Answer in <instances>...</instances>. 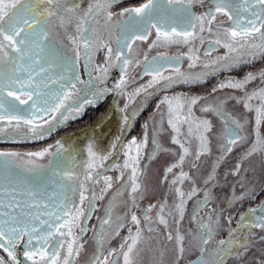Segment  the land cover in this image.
Returning <instances> with one entry per match:
<instances>
[{"label": "snow or ice", "instance_id": "snow-or-ice-1", "mask_svg": "<svg viewBox=\"0 0 264 264\" xmlns=\"http://www.w3.org/2000/svg\"><path fill=\"white\" fill-rule=\"evenodd\" d=\"M112 3L113 0H93L86 9L81 10L73 0H0V69L11 67L12 73L5 77L3 71H0V122H6L12 129L11 132H6L5 128L0 127V134L8 135L12 139H43L45 135H50L58 124L67 121L70 117L75 119L84 111L85 105H96L102 101L111 89H94L84 98L83 103L75 106L66 103L74 93L79 92L77 83H84L74 72L75 63L82 55L86 62L91 63L95 53L103 49L106 52L105 64L94 65L95 70L101 73L97 79L105 80L110 69L119 66L122 75L115 89L118 94L123 95L128 82L129 69L138 67L141 63L134 56L132 46L137 41H146L152 34V29L155 30L156 38L149 45V49L173 44L190 45L189 68H194L199 61V56L195 54L194 42L197 39L202 42L205 31L212 33V24L217 16H227L234 25L232 28L224 29V35L228 38L226 41L219 38L209 41L210 44L222 45L227 52L203 64L202 67L206 71L199 73L181 71L180 56L167 57L158 54L149 59L145 54L142 61L143 75L149 76L150 80L136 89L135 95L150 94L148 90L157 85H163L168 89L178 84L202 83L207 76L215 75L220 71H231L241 63L250 62L242 60L243 55L253 59L258 55L264 56V0H251V2L243 0L240 7H243L244 12L250 13L251 19L242 18L240 7L234 6L232 0H212L207 6L208 10L201 14H196L193 9L197 4L203 5L204 0H166L161 15H157L161 11L157 0H146L139 7L124 9L119 16L127 18L117 22H113L114 13L109 10ZM256 5H259V11L256 10ZM102 14L109 32L108 39L100 34L97 27H89V21H92L93 25L98 24V18ZM113 28L123 34V38L120 34H116V43L119 47L115 52L110 43L114 34ZM69 29L72 31L69 32ZM61 32L68 41L67 44L56 40V36ZM257 37L259 43L250 42ZM65 48L72 53L74 60L66 57ZM166 64L171 66L170 69ZM165 71H169V75H164ZM16 73H25L26 78L21 79ZM91 74L92 72L89 71V75ZM258 77L264 85V71H261L258 75L249 72L242 80L222 81L213 89V92L225 88L242 92L243 95L236 99L245 109L255 112L256 139L245 158L258 151H264V139L259 132L261 122L264 121V87L250 92L247 89V86ZM73 79L76 83H73ZM5 92L7 97L12 98L11 101L6 100ZM200 99L201 97H187L183 94L171 97L166 95L157 106L158 109L161 105L166 106L167 123L174 133L171 143L177 145L179 151L165 148L154 134L152 139L154 147L150 159H155L162 151L175 157L174 162L165 168L163 179L177 197L178 202L172 206L179 217L177 222L184 218L187 200L199 191L193 186L186 193L181 187L186 180L195 185L193 177L184 171L186 158L192 154L191 138L198 141L197 151L194 154L195 161H199L202 156L212 151L211 140L207 134L212 131L213 125L210 120L196 117L193 112V106ZM129 100L131 101V96ZM124 110L121 109L122 112ZM201 111L214 113L223 121L225 142L221 145V156L224 157L233 150L239 140L243 139L238 130H242L244 125L226 112L222 104L207 105L202 107ZM128 122L129 117L125 115L124 123ZM45 125L47 128L44 127ZM185 125L187 134L182 140L181 136L184 133L181 129ZM119 143L117 137L116 142L111 146L112 151L116 150ZM147 145L148 135L145 133L142 142L137 143L133 139L123 146L126 159L118 179L123 180L124 170L130 169L125 188L129 191L134 207H138L137 194L142 193L140 177L143 175V170L140 168V162ZM87 152L89 157L86 164L87 171L78 175L72 168L61 167L56 163L54 158L63 157L65 153L71 158L69 148L60 141L54 146L49 145L36 152L22 154L0 151V250H3L9 258L6 260L0 255V264H20L17 249L24 243L27 247L23 255L32 261V264H74L75 258L84 247L82 236L88 231L84 222L90 218L87 213H90L94 207L86 195L89 191L87 182L99 184L101 179L104 181L100 194L97 195L93 191L91 200L103 199L104 194L113 187L112 177L100 175L96 171L103 167V162L112 153L101 154L95 150L93 143L88 144ZM38 160H46V162L38 163ZM72 162L75 163L74 158ZM216 163L219 164L220 160L218 159ZM116 167L121 168L120 165ZM192 167H197L195 162ZM240 167L239 164L236 166L237 175ZM210 178L214 179L211 176ZM69 192L71 195L68 194ZM77 195L78 203L75 200ZM139 198H142V195ZM86 200L89 201L87 210L84 208ZM209 202L210 193L206 191L204 198L199 201L198 208L203 210ZM168 208L166 201L156 205L150 204L144 209V227L149 232L158 230L152 227L151 214L155 209L159 224L168 228L169 221L166 219ZM250 211L255 213L257 210ZM260 211L264 213V203L260 205ZM167 215L171 216L172 212L167 211ZM123 219L117 217V220ZM193 220L198 225V233L193 234L192 246L201 255L191 261V264H212L204 253L207 252L208 245L215 235L213 217L211 213L201 217L198 212H194ZM243 220L242 216L241 221ZM113 223V217L106 209V218L102 221L101 231L97 233L99 256L94 255L91 264H119L116 249L110 250L108 256L103 253L105 233L111 230ZM229 223H231L230 218ZM131 224L135 227V232L132 227L128 228L129 234L124 238L119 249L124 264H134L133 254L143 238L141 218L135 212L131 215ZM215 224H219V219L215 220ZM105 225L108 226L107 229L103 227ZM123 227H125L123 223L117 224L114 235H119ZM252 227L264 229V215H261L259 222ZM76 230L79 235L76 234ZM167 239L177 241V264H179L185 252V236L177 231L174 237L169 231ZM234 243L233 240L217 241L219 251L215 252V264H224V258L232 252ZM226 244L229 247L225 248ZM240 247L246 249L247 245L240 243ZM62 251L66 252L63 257ZM109 256L113 257L111 261Z\"/></svg>", "mask_w": 264, "mask_h": 264}, {"label": "flooded vegetation", "instance_id": "flooded-vegetation-1", "mask_svg": "<svg viewBox=\"0 0 264 264\" xmlns=\"http://www.w3.org/2000/svg\"><path fill=\"white\" fill-rule=\"evenodd\" d=\"M73 2L77 3L80 6L81 10H84L87 8V6L90 3L93 2V0H73ZM145 2L146 0H113L111 8L109 9L114 13L113 22H117L120 19L127 18V17L119 16V13H121L124 9L139 7L141 4ZM157 3L159 5V8L161 9V11L157 13V15H161L163 14L162 10L165 8L166 0H157ZM211 3L212 0H204V4L203 5L197 4L194 7L193 11L196 12V14H201L208 10L207 6L210 5ZM232 3L234 6L240 7L243 4V0H232ZM255 7L257 11L260 10L259 5H256ZM240 16L242 18L246 17L247 19L252 18L250 13L243 11V7H240ZM98 19H99V23L95 25H93L92 21H89V27L92 26L97 27L100 34L105 39H108L109 32L106 27V21L103 14ZM246 22L247 20L245 19V23ZM217 25H220V27H217ZM212 27L216 28L219 31L224 32L225 28H232L234 27V25L232 21L228 19L227 16L218 15L216 21L213 22ZM71 31L72 29H69V32ZM112 32L114 34L111 36L110 43H111V47L115 52L116 49L119 47L116 43V34H120L122 38H123V34L120 33L118 29L115 28L112 29ZM151 33L152 34L148 37L146 41H137L132 46L134 56L138 58L141 61V63L138 67L134 66L133 68L129 69V75L127 77L128 82L125 86L123 95L118 94L115 89V85L119 83L122 75L119 66L111 68L105 80L101 81L97 79V77L100 76L101 73L95 70L94 65L103 66L105 64L106 52L103 49L98 50L95 53V56L91 63L86 62V59L82 55L81 59L75 63L78 66V68H80V71L77 72L76 70H74V72L76 71L75 74L79 75L80 80H82L84 83L83 84L77 83V89H79V92L74 93L73 97L70 100L66 101V103L68 105L75 106L83 103L84 98H86V96L94 89H99V88L111 89V91L106 94L105 98L102 101H99L96 105H85L84 111L79 115H77L75 119L70 117L67 121L58 124L53 129L51 134L45 135L43 139H29V140H23L19 138L12 139L8 135L0 134V151L19 152L20 147H23L24 149L26 145L29 148V150L35 148L37 142L38 143L46 142L47 147L51 144L54 146L57 141L62 142L66 148H69L71 152V158L67 153H65L63 157H57L54 159L56 163L60 164L61 167L72 168L78 175L83 173L81 161L83 160V158H88V152L86 153L82 152V149L87 150V146L89 143H93L95 145V150H97L101 154L107 155L109 152L112 153L111 156L106 160L102 170L98 171L97 173L103 176L112 177L113 187L109 189L106 197H103V199H96L91 202L94 205V207L90 213H87L90 218L84 222V224L87 226L88 229L86 234L82 236V242L84 244V247L83 249L80 250L79 256L75 258L74 264H91L94 255L99 256V252L97 251V247H98L97 233L101 231L102 221L104 218H106V209L110 211L114 223L111 226V230L105 233V240L103 243V253L105 256H108L110 250L116 249L117 250L116 258L118 259L119 264H124L123 256L120 255L119 253V248L120 245L124 242V238L127 237L129 234L126 233L127 231L125 229H127L128 220L131 223V217L129 216L127 219L124 218L123 220H117V217L123 218L122 216L123 213L117 210L115 206L113 207V203L115 205L116 204L129 205L131 210L130 215H132V210L134 209V206L131 200L125 202H121V201L119 202V200L111 201L109 199L112 198L115 193H120V192L124 193L128 191L126 190L125 185L128 180V172H130V169L124 170L125 171L124 178L123 180H120L118 179V177L120 176L121 168L116 167V165L120 164L122 161L126 159L124 153H122L123 146L126 145L127 142L131 141L132 139H136L139 142L143 141L144 135L146 133V129L148 132V126L147 128H145V125H147L148 123V121L145 119L147 112L146 107H148V103H150L149 105H152L154 101L153 99H151V101L148 102L149 95L145 93L135 95V90L140 88L142 85H145L148 82V79L150 78L149 76L143 75L144 64L142 61L144 55L147 54L149 59H151L152 57H156L158 54L166 55L167 57L180 56L181 71L199 73L202 71H206V69L202 67L203 64L211 62L213 60V57L215 58L218 54H224L226 52L225 48L222 45L210 44L209 41L212 40L208 39L204 41V43H199L197 45L196 54L199 56V61L197 62L196 67L189 68V63H190L188 59L189 48H187V45L173 44L170 46H165V47L157 46L149 49L148 47L149 44L151 45L152 40H154V38L156 37V33L154 29L151 30ZM203 34H204L203 36H205L203 39L209 36L207 31H205ZM56 40L63 41V43L65 44L68 43V41L65 39L63 32H61L59 35L56 36ZM250 42L259 43L260 41L259 38L257 37L256 39H253ZM186 48L188 49V51ZM64 53L66 57L68 56V59L74 60L72 53L68 51L67 48L64 49ZM247 56L248 55H243L241 59L246 61ZM259 57L260 56L258 55L256 58H254V60L258 59ZM262 60H264V56L262 57ZM245 65L246 63H241L239 67H235V68L241 69ZM166 67H169L170 69L171 66L166 64ZM89 71L92 72L91 75H89ZM221 72L222 71L217 72L215 75L207 76L205 78V81L202 83H195L190 85H186V84L175 85L176 91L192 92L193 94L194 93L198 94V97L205 99L209 95L206 93L209 91V88L212 85L213 81H215V79L217 78L216 75L220 74ZM10 74H12L11 71L4 73L5 77H7ZM16 75L20 76L21 79L26 78L25 73H16ZM164 75H169V71H165ZM73 83H76L75 79H73ZM4 96L6 100L11 101L12 98L7 97L6 92ZM130 96H131V101L129 100ZM103 103L108 104V107L103 109V113L97 116V119L93 122L91 126L83 128L80 132L75 131L73 134H71L72 130L76 129V127L78 126H81L84 117H87L89 113L92 114L93 110L95 109L94 107H99V105ZM126 105L127 107L125 108ZM21 107H25V106H21ZM119 107H123V109L125 110L120 113L117 110ZM205 114L208 117H210L209 115L210 113H205ZM125 115L129 117V122L127 124H125L124 120L121 119V118L124 119ZM141 118L144 119L142 120ZM53 123H55V121H53ZM156 126H163V122H158ZM0 127L5 128L6 132L12 131V129L9 128L6 122H0ZM44 127L47 128V125H45ZM90 134H93L94 137L90 138V142L87 143L88 136ZM120 135H122V137L120 138V143L117 145L116 148L117 153H114V151H112L111 146L113 143H115V140ZM143 157L144 159L147 157V153L145 149L143 151ZM73 158L75 163L72 162ZM37 162L45 163L46 160L45 161L38 160ZM101 181L102 183L99 184H94L93 182L91 184L92 192L95 191L97 195H98L97 190L100 189L102 186H104L103 183L104 181L102 179ZM111 191L114 192V194ZM68 194L71 195L70 192ZM75 200L77 203L79 202L77 198H75ZM262 203H264V198L257 205H254L253 207L248 209L247 214L244 215L245 216L244 219L247 218L248 215H250V217L251 215H253L259 222V218L261 217V215H264V213L260 211V205ZM251 209H256L257 211L255 213H252L250 211ZM119 223H123L125 227L120 229L119 235H114L116 231V226ZM103 227L106 229L108 228V226L106 225ZM141 227L143 228V238L141 242L138 244L137 249L133 254L134 264H143L144 257L142 259V256L144 252H147L146 244L149 235L146 232V227H144L142 224ZM133 232H135L134 226H133ZM76 234L79 235V232L77 231ZM26 247L27 245L26 243H24L21 244L17 249V255H18V259L20 260V264H32V261L28 260L23 255V252ZM65 254H66L65 251L61 252L62 257ZM0 255H3L6 260L9 259L7 257V254L4 253L3 250H0ZM112 259L113 257L109 256V260L111 261ZM189 263H191V261L188 262L187 264Z\"/></svg>", "mask_w": 264, "mask_h": 264}, {"label": "trees", "instance_id": "trees-1", "mask_svg": "<svg viewBox=\"0 0 264 264\" xmlns=\"http://www.w3.org/2000/svg\"><path fill=\"white\" fill-rule=\"evenodd\" d=\"M157 96V95H156ZM152 97V95L150 96ZM158 97H155L157 99ZM154 99V100H155ZM225 101V100H224ZM146 112V120L150 121L156 114H161V117L157 120L159 122H163V126H155L153 128L152 134H156L157 138L159 139L160 143L165 148L174 149L176 151H179L177 145H173L171 143V138L174 135L169 125H167V111L166 109H159L158 111L153 113V104L149 105ZM108 104L103 103L99 105V107H94L92 114H88L87 117H84L81 123V126L76 127V129L71 131V134H73L75 131L80 132L83 128L91 126L93 122L97 119V116L101 115L103 113V109L107 108ZM226 112L230 113L234 118L238 119V113H232V110H229V107L227 109H224ZM210 117H208V120L211 121L213 126L220 124V136H219V142L212 148L210 155L212 161V173L211 174H217L221 175L219 178L217 177V181H220V178L226 179V183L223 187H231V197H234L237 195V192H235L237 186H241L242 188V194L240 192L238 195H241V198L238 200V205L231 208H220V204H216L215 211L213 212L211 210L212 204H209L206 208H203V210H200L198 208L199 201H201L203 195L196 199L195 203H193V206L188 207V211L184 212V218L180 223H176L177 220H179L178 214L175 212L174 208L172 207L175 202V196L173 197L172 194L168 195L165 190L163 191V185L164 183V175L159 174L160 171L164 168H166L170 163L174 162L175 157L172 156L168 152H161L155 159H150V156L152 154L151 152L147 153V157L144 160V170L146 174V183L145 187L142 185V193H138V199L136 203H141L143 201H147L148 203H151L152 205H156L159 203L167 202L169 208L166 209V219L169 221L168 228H165L163 225L159 224L158 218H157V212L154 209L152 212V227L154 230L152 232H149L146 228V232L149 235V238H147V244L146 249L147 252L143 253L142 259L144 257L143 264H162L163 261L166 260L167 253L165 252L168 248H171L172 241L167 239V233L169 231L172 232L171 226L173 225L174 228L180 229V234L185 236V241L190 237V235L198 233V225L197 223L192 220L193 216L192 214L194 212H198L199 216H207L211 213L214 221V231L215 235L213 237L212 242L208 245V254L210 255V261H212V264H215V252L218 251L217 247V241L219 240H233L235 243L232 245V252L225 256L224 258V264H264V229L260 227H252L253 224H257V219L251 215H248L247 218H245L243 221H241V217H245L244 215L247 214V211L249 208L253 207L254 205H257L260 201L264 198V155L262 153L258 156V162H251L249 159L244 160V163L242 164V172L237 175L236 173H233V169H235L237 162H236V156H237V147L233 148V150L226 154L224 157L221 156V145L225 142V128L223 121L216 116L214 113L209 114ZM163 117V119H162ZM144 118H141L142 120ZM243 124H246L247 122H242ZM244 128L246 129L247 127ZM216 129V128H215ZM214 129V130H215ZM240 132V130H238ZM241 135V132H240ZM209 136V135H208ZM210 138V137H209ZM153 139V138H152ZM153 144V143H152ZM39 145V143H36V146ZM238 146V145H237ZM27 147V146H25ZM154 147V145H153ZM217 155V157H212V155ZM191 157V164L193 162L192 160V154H190ZM206 155L203 156V158L200 160V165L197 169L191 172V176L195 178V175L200 173V179L202 180V184L205 183L206 175H208L209 171L208 168L205 169L206 166ZM220 160L219 164H215L217 160ZM205 164V165H204ZM222 164V165H221ZM191 167V166H190ZM215 170H214V169ZM205 169V170H204ZM255 169L263 172V173H257L255 174ZM241 171V168H240ZM210 172V171H209ZM253 173V174H252ZM210 174V175H211ZM244 174V176H243ZM235 175V176H234ZM209 177V176H208ZM196 179V178H195ZM212 181V182H214ZM249 185H253V189L249 190ZM230 191V192H231ZM229 192V193H230ZM246 192V193H245ZM93 193V192H92ZM114 194V192H113ZM142 195V198H139ZM169 200H167V197ZM172 196V197H170ZM227 192L224 191L222 193V199H227ZM109 200L111 201H117L119 202H125L130 199L129 192L126 191L122 195H119L118 193H115L112 198ZM173 200V201H172ZM236 203V204H237ZM115 208L119 210L121 213H123V218H128L130 215V206L129 205H115ZM167 211H171L172 215L168 216ZM218 212L216 215L213 213ZM205 215H204V214ZM203 214V216H202ZM141 216V215H140ZM217 217L219 219V224H215V220H217ZM226 217V220L224 222V219ZM175 218V219H174ZM229 218L231 219V223H229ZM141 220H143V217L141 216ZM128 223V222H127ZM127 231V229H125ZM173 233V232H172ZM184 241V242H185ZM240 243H244L247 245V248H241ZM229 247V245H225V248ZM161 250V252H160ZM200 252H196V257L200 256ZM205 256V253H204ZM194 258V259H195Z\"/></svg>", "mask_w": 264, "mask_h": 264}, {"label": "rangeland", "instance_id": "rangeland-1", "mask_svg": "<svg viewBox=\"0 0 264 264\" xmlns=\"http://www.w3.org/2000/svg\"><path fill=\"white\" fill-rule=\"evenodd\" d=\"M208 35L209 36H207L205 39H203L202 42L199 39H197L194 42L195 49H196V47H197V45L199 43H204V41H206L208 39L215 40V39L219 38L222 41H226L228 39L224 35V32L219 31V30H217L214 27H212V33L211 34L208 33ZM204 37L205 36H203V38ZM155 38H154V40H155ZM154 40H152V42ZM189 47H190V45H187V48H189ZM187 51H188V49H187ZM225 51L227 52V49H225ZM196 53H197V51H196ZM224 54H218L215 58L213 57V60H215L219 56H223ZM262 57L263 56H260L258 59L254 60L252 57L247 56L246 57V61H250V62L246 63V65L243 68L240 69V68H235L234 67L231 71H222L220 74H217L216 75L217 78L215 79V81H213L212 85L209 88V91L206 93V94H209V95L205 99L201 98L199 100V102L195 106H193L194 115L196 117L201 118V119H208V116L205 114V112L201 111L202 107L207 106V105H221L222 104L224 109L225 108L227 109L229 107L228 111L232 110V113H238L237 117H238V120L241 121V123L242 122H247L246 124L242 123L243 125H246L245 127H247V128L245 129L243 127V129L240 130L241 136L243 137V139L239 140L237 142V144H236L237 153L238 154H237L235 159H236L237 165L239 164L241 166L240 167L241 168L240 173L242 172V164L244 163V160L249 159L251 162H258L259 154L262 153L264 155V151H258L256 153H254L253 155L247 156V158H245L246 157V153L248 152V150L250 149L251 145L253 144V142L256 139L255 112L254 111L250 112L247 109H245L243 107V104L239 103L238 100L236 99L237 97H241L243 95L242 92L236 91V90H233V89H229V88H225V89H221V90L213 92V89L216 88L220 82L226 81L228 79H241L242 80L249 72L258 75L261 71H264V60H262ZM67 58H68V56H67ZM208 59H210V58H208ZM74 70L79 72L80 68H78V66L75 64V69ZM0 71H3V73L11 71V67H4V68L0 69ZM149 80H150V78L148 79V81ZM259 87H264V85L261 84V81H260V79L258 77L257 80L253 81L251 84H249L247 86V89L250 92L253 89H256V88H259ZM148 93H150V94H148L149 95L148 102H150L151 99H153V101H154L153 102L154 106H153V109H152L153 113L158 111L159 109H166V106H164V105H161L159 107V109L157 107L160 104V101L166 95L171 97V96H174V95L183 94V95H185L187 97H198V94L194 93L195 94L194 95L192 92H188V91H186V92H178V91H176V86L168 88V89H165L163 87V85H160V86L157 85L156 87H154L152 89H149ZM106 94H105V96H106ZM151 95H152V97H150ZM155 97H158V98L155 99ZM121 109H123V107H119L117 109L118 112L121 113L122 112ZM157 116H158V114H156L147 123L148 132H147V129H146V133L148 135V145L145 148L146 153L151 152L152 149H153V144H152L153 134H152V131H153V128L159 122L157 120ZM159 117H161V114H159L158 118ZM121 119L124 120L123 118H121ZM162 119H163V117H162ZM220 130H221L220 124H217V125L213 126L212 127V131L207 134V135H209L210 140H211V148H213L219 142ZM181 131H182V133H184V135L181 136V139L183 140V139H185L186 134H187V126L186 125L182 126ZM259 132H260L261 138L264 139V121L261 122V125H260V128H259ZM92 137H94L93 134H90L88 136L87 143L90 142V138H92ZM121 137H122V135L119 136V141H120ZM131 141L127 142V144H129ZM115 142H116V140H115ZM137 143H140V142L137 141ZM46 147H47V143L46 142H41V143H39V145H37L35 148H33L31 150H29L28 147H25L24 149H23V147H20L19 153L23 154V153H28V152H36V151H40V150H42V149H44ZM197 147H198V141L195 138H191L190 152L192 153V160H193L192 164L195 162L197 167H195V168L192 167L191 157L189 155L186 158V162H185V165H184V171L188 172L189 175H191V172L199 167L200 162H201L200 160L203 158V156H202L199 161H195L194 154L197 151ZM82 152L86 153L87 150L82 149ZM114 153H117V150H115ZM122 153H124L123 149H122ZM206 157H208V158L205 161L207 163L206 166H205V169L208 168V170L210 172L206 171V172H208V175H206L205 183L202 184V180L203 179L202 180H198V179H200V173H198V174L195 175L196 179L193 177V179L195 180V185H193L191 181H187V180L183 183V185H181L182 190L185 191L186 193L189 192L193 186H195V187H197L199 189V191H198V193L196 195H194L191 199L187 200L185 211H188V207L193 206L194 205L193 203H195L196 199L200 198L202 195H203V197H202V199H203L206 191L208 193H210V202H209V204L215 203V204L211 205L212 206L211 210L215 209V207L217 206L216 204H220V208H231V207L237 206L238 205V203H237L238 200L237 199L241 198V195H238V193L240 192V194H242L241 186H237V188L235 190V192H237V195L234 196V197H231V193H232L231 187H229V188L228 187H223L224 184L226 183V179L220 178V181L216 182L217 181V177L219 178V176H221V175H217V174L213 175V174H211L213 172L212 171V166H213L212 161H214V160H211L209 154H207ZM212 157H217V155L216 154L212 155ZM88 160H89V157L88 158H83V160L81 161L83 173H86V171H87L86 164H87ZM144 160H145L144 157H142L141 162H140V168L143 170V176L140 177V182L145 187L146 174H145V170H144ZM124 161H122L120 164H118V165L121 166V170H122V166H123ZM105 162L106 161L103 162V167L105 165ZM215 164H217V163H215ZM103 167L98 168L96 171L98 172V171L102 170ZM235 169H236V167H235ZM235 169L232 170L234 174L236 173ZM257 173H263V172L255 169V174H257ZM159 174H163L164 175L165 174V168L162 169ZM210 176L214 177V179H211ZM243 176H244V174H243ZM169 179H171V175H169ZM214 180H216V181H214ZM212 181H214V182H212ZM100 183H102V181ZM91 184H92V181H88L87 182V186H88L89 191L86 193V195L89 197V200L92 202L93 200H91V197H92ZM103 187L104 186H102L100 189L97 190L98 191V195L100 194L101 189ZM252 187H253V185H249V187H247V188H249V190L251 189V191H252V189H253ZM164 190H165V192L168 195H170V193H171L173 197L175 196V200H174L175 203L178 202L175 192L171 189V187H170V185L168 183H165L163 185V191ZM224 191L227 192V196H228L227 199H225V200H223L221 198L222 197V193ZM107 192L104 194L103 197L107 196ZM172 196H170V197H172ZM75 198H77L78 201H79V196L78 197L76 196ZM166 198H167V200H169L168 196ZM150 204L151 203H148L147 201H143L141 203H137L138 207H134V209L132 210V213L135 212V214L138 217L141 218V216L143 217V215H144V209L147 208ZM88 206H89V201L86 200L85 204H84V208L87 210ZM217 213L218 212L213 213V215L214 214L216 215ZM193 214H192V216H193ZM203 214H202V216H203ZM129 216L131 217V215H129ZM217 219H218V217H217ZM192 220H193V218H192ZM225 220H226V217L224 219V222H225ZM180 222L181 221L176 222V223H180ZM144 223H145L144 220H141V224L143 226H144ZM129 227H132V229H133V225L128 220V226H127V232L126 233H128V228ZM170 228H171V230L173 232L172 234H173L174 237H175L177 231H179V233H180V229H178V227L175 229L174 226L172 225ZM77 231L78 230H76V232ZM171 241H172V245L170 246L171 248H168L165 251L167 253L166 260L163 261L164 263H162V264H177V241L175 239H173ZM226 241H228V240H226ZM192 245H193V235H190V237L184 242L185 252H184L183 258L181 260H179V264H187L188 262L192 261L196 257V252L198 250L193 248ZM224 247H225V245H224ZM218 251H219V249H218ZM160 252H161V250H160ZM210 255L211 254H208V252L205 253V257L207 259H209V260H210Z\"/></svg>", "mask_w": 264, "mask_h": 264}, {"label": "water", "instance_id": "water-1", "mask_svg": "<svg viewBox=\"0 0 264 264\" xmlns=\"http://www.w3.org/2000/svg\"><path fill=\"white\" fill-rule=\"evenodd\" d=\"M189 264H191V263H189Z\"/></svg>", "mask_w": 264, "mask_h": 264}]
</instances>
